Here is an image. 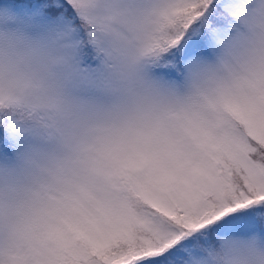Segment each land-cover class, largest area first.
<instances>
[{
    "label": "snow or ice",
    "instance_id": "6c2138e0",
    "mask_svg": "<svg viewBox=\"0 0 264 264\" xmlns=\"http://www.w3.org/2000/svg\"><path fill=\"white\" fill-rule=\"evenodd\" d=\"M0 24L48 73L0 99V264L264 241V0H0Z\"/></svg>",
    "mask_w": 264,
    "mask_h": 264
},
{
    "label": "clouds",
    "instance_id": "9594fccd",
    "mask_svg": "<svg viewBox=\"0 0 264 264\" xmlns=\"http://www.w3.org/2000/svg\"><path fill=\"white\" fill-rule=\"evenodd\" d=\"M48 73L37 57L26 54L12 30L0 24V99L16 96L18 83L35 84ZM26 89L25 91H29ZM0 180H6L0 178ZM16 221L6 213L0 215V243L8 240ZM210 264H264V241L259 239L225 241L210 253Z\"/></svg>",
    "mask_w": 264,
    "mask_h": 264
}]
</instances>
